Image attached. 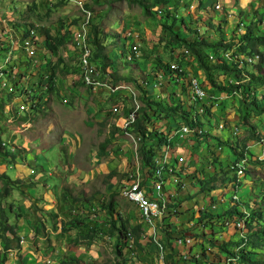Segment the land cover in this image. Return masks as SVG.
Here are the masks:
<instances>
[{"label":"rangeland","instance_id":"374dc122","mask_svg":"<svg viewBox=\"0 0 264 264\" xmlns=\"http://www.w3.org/2000/svg\"><path fill=\"white\" fill-rule=\"evenodd\" d=\"M192 1H172L166 6L176 17H183L186 28L183 29L177 22L174 29L181 30V33L184 31L189 39L194 38L191 33L194 30L200 33L208 31L214 38L229 39L232 28L239 24L242 29L249 21L256 19L253 12L255 13L257 8H252V14H247L248 18L237 13L233 18L227 17L225 23L222 19L216 23L211 20V14L214 13L212 6L202 10L204 12L200 11V15L196 8H191L192 5L196 7L198 2L191 5ZM242 3L246 1L242 0ZM262 4L258 12L264 24ZM82 9L91 13L87 32L91 34L94 26L96 27L115 73L126 77H140L138 66L141 72L154 75V81L143 86L150 97H156L163 104H166L167 100L175 103L180 100V92L171 94V86L161 79V68L155 60L156 54L160 53L165 60H169V49L163 48L168 36L162 32L155 20L148 19L141 12L139 6L124 0L111 1V4L105 0H0V44L3 45L0 47V54L11 51L14 58L9 62L7 70H12L15 77H20L23 84L31 88V101L34 102L25 112L18 113L20 93L5 92L6 84L0 82L2 95H11V99L6 103L9 110L5 109L0 114V140L8 144L5 146L8 152L9 145L15 147L14 152L6 157L2 155L6 150L0 151V165H14L19 162L29 171V175L25 176L18 173L17 168L15 172H11L14 166L7 167V174L11 179L23 182L19 189L25 194L22 195L15 188L12 195L1 202L3 205L14 201L18 206V214L8 206L5 207V212L9 223L18 228L16 234L19 236V247L8 251H3L0 247V264H115L117 261L123 264H195L192 258L201 260L203 247L211 249V252L215 251L221 259L230 261L225 254L218 252L216 246H210L208 240L220 243L222 239L229 238L226 233L227 218L222 214L223 211L238 204V209L246 214L248 209L240 203H250L252 198L261 192L264 193V163L250 162V159L264 161V118L259 117L253 129L255 139H242L249 131V121L242 116L248 113L249 108L247 104L240 103L249 99H245L238 91H217L208 82L194 75L196 65L190 55L181 54L183 48H179L177 54L174 53L177 59H187L181 61V67L185 68L186 76H192L199 81L204 92L202 97H196L191 90L181 95L183 105L190 111L191 117L199 115L203 125L185 133L181 130L183 122L164 119L162 111L155 107L148 110L151 122L157 130L167 135L181 133L172 135L170 139L171 149L167 150L169 158H166L165 164L172 171H162L163 183L159 192L166 201L165 209L161 218L153 220L156 234L150 239L151 229L148 230V224L141 220L137 205L122 194V188L133 176L130 173L143 178L136 153V135L130 128L117 132L111 137V142L105 150L100 148L105 137L111 134L117 116L125 115L135 103L142 105L140 96L144 93L128 78L114 83L107 75L103 77L107 85L93 89L77 77L78 57L73 47V36L74 31L83 23ZM224 11L223 8L221 12ZM205 24L210 29H203ZM224 24H227L226 29ZM127 26H131L132 31L131 36L129 35L132 41L129 39L128 42L137 43L139 48L137 60L130 62L126 60L128 50L118 42L128 32ZM263 28L264 25L260 24V29ZM45 31L61 40L62 44L54 51H50L45 43ZM160 38L161 41L158 42ZM26 40L36 46L35 58L40 62L39 66L27 58L24 44ZM89 43L92 47L90 39ZM237 47L236 42L221 52L222 56L229 60V55L238 53ZM239 57L242 58V55ZM209 60L212 61L213 58L210 57ZM128 63L133 66L130 67L131 64ZM175 64V60L171 61V65ZM246 66L247 71H253V65ZM4 75L10 77L11 74ZM245 79L236 83H248ZM230 80L233 78L228 75L225 81ZM129 90H132L135 96H130ZM256 93L264 97V87L257 89ZM214 102H217L218 106H214ZM228 138L238 151L242 148V142L239 140L246 142L245 150L243 148L245 159L236 160L228 144L220 145V140ZM236 141L240 147L235 144ZM165 151V146L155 148L154 157L159 164L163 161ZM26 152L31 153L23 158ZM36 152L40 155L36 158L37 161L34 159L38 156ZM51 153H54L53 158ZM236 162L240 168L237 172L232 170ZM41 165L45 167V177L37 178L30 169L42 171ZM221 169L229 170L231 175L238 174L240 184L236 190L226 191L219 188L205 192L202 196V193L198 192L197 179ZM111 172L114 174L109 177L108 173ZM52 179L58 185L57 188L50 183ZM153 180L149 178L145 188L153 194L149 196L156 198L158 193L157 190L152 191ZM64 186L67 204L62 200ZM111 194L115 209L122 217L128 218L131 225L140 224L144 231L145 238L142 243H146L147 259L143 262L137 261L132 246L125 251L123 258L117 257L113 239L107 234H102L99 239L86 245L73 243L75 229L61 231L60 221L73 219L77 214L81 217H91L89 224L96 225L104 213L95 206V202L106 200ZM75 197L80 199L75 201ZM85 197H94L91 209L86 203H82ZM174 204L176 206H173ZM198 209L218 212L219 217H209L198 223ZM92 210L97 212L96 216ZM160 223L170 224L173 230L189 227L188 238L185 241L174 240L171 250L164 247ZM97 226L102 233L107 229L103 222ZM237 227L241 235V226ZM231 228L229 231H232ZM255 228L256 224L253 229ZM223 232L226 233L225 238L220 236H223ZM206 255L210 257V253ZM256 259L264 261V250L258 251ZM199 264L225 263L217 259L214 263L200 261ZM230 264L243 263L233 260Z\"/></svg>","mask_w":264,"mask_h":264},{"label":"trees","instance_id":"16d2710c","mask_svg":"<svg viewBox=\"0 0 264 264\" xmlns=\"http://www.w3.org/2000/svg\"><path fill=\"white\" fill-rule=\"evenodd\" d=\"M111 1L113 2L115 0H105V2L108 4H111ZM124 1L129 4H135L139 6L141 12L146 17H148V19L155 20V23L160 26L162 32L168 36L167 42L164 43L163 48L169 49V60H165L162 53L156 54L155 60L161 68V79L163 78V80H165V82L171 86V94L180 92V100L176 103L167 100L166 104H163L162 102L158 101L156 97H150L146 90L143 89L142 84L147 85L150 84V82H153L154 75L151 76L149 73L146 74L141 72V69L137 65L136 66L141 73L139 78L136 76L126 77L123 75H118L113 69V64L109 61L108 52L105 49L101 39L98 37L99 32L97 31L96 27L94 26L91 34H88V39H90L92 43L91 59L97 62V67L101 70L102 76L106 77L108 75L110 79L114 80V83L126 80L127 78L132 79L133 84H135V86L144 93L143 96H140L143 104L137 108L135 118L127 128H130V131L136 135V153L138 156L139 171L142 173L143 178L141 179L133 173H130V175L133 176L130 180L128 179L129 181L127 180L128 182H126L127 184L125 185L131 183L137 177L139 178V185L141 187L146 186V181L149 178L157 180V177L155 176V148H162L163 146L171 145L170 139L172 136L168 137L164 132L159 131L154 127L151 122V117L148 114V110H152L151 108L155 107V109L162 111L164 119L181 121L189 129H195L196 127L201 128L203 125L199 115H194L191 117L190 111L183 105L184 101L181 95L190 90L192 76H186L185 68L181 67V64L183 63L181 61H185L187 59L184 57L183 59L176 58L177 55L175 54L178 53L179 48H183V52L181 53L182 55L187 56L186 54H188L190 55L191 60L194 61V64L196 65L195 67L197 68L194 72L196 77L208 82L210 86L221 93L238 91L245 96V99H249V101L242 100L240 103V105L247 104L249 108L248 113H245L242 116L246 121H249V131L246 137H242V139H255V133L253 129L258 123L259 117L264 118V97H260L256 93L257 89L264 87V28L260 29L259 22L262 21V19L258 9L255 8V13L253 12V15H256V19H252L248 22V24H245L242 28V31L238 30V24L232 31H230L229 39H225L223 37L214 38L208 31L200 33L197 30L191 31V33L194 34V38L189 39L187 38L184 31L181 33V30L174 29V25L177 22L183 27V29L186 28L184 26L185 22L183 17L181 15L176 17L173 12L166 8L169 3L178 0ZM197 1V8L201 7L202 0ZM202 10L205 9L202 8L198 11L200 15L202 14L201 12H204ZM220 21L221 20H218L217 22ZM223 22L225 23V20H223ZM205 27L207 30L210 29L207 24L203 26V29H205ZM45 34L47 38L45 43H47V47L50 51H54L58 45L62 44L60 39L49 35L48 31H45ZM127 34L120 38L118 42H120V44L132 54V59L130 61H133V59L137 60L136 57L139 55V48L137 47V50L132 49V46L136 43H129L128 40H131V35L129 36ZM129 34H132V31H129ZM160 41L161 38L158 42ZM236 42L238 43V53L229 55L227 57L229 60H227L222 56L221 52H224L228 48L232 47ZM113 43H115V41L112 42V44ZM240 55H242V58L239 57ZM255 55L259 56V58L256 63L251 64L254 66V69L253 71L252 69L247 71L246 65H248V62L245 60V58ZM210 57L213 58L212 61L209 60ZM173 60L176 61L175 66L171 65V61ZM129 66L132 67L133 65L131 64ZM241 68H243L242 70H245V73L241 71ZM228 75L232 76L233 80L226 82L225 80ZM245 78L248 80V83H236ZM14 91L20 93L19 91ZM4 96L5 95H2V92L0 91V114L4 110L6 103H8V101L11 99L10 94H8L6 97ZM129 111L130 110H128L127 113ZM120 131L124 130L118 126L112 125L111 134L105 137L104 141L100 144V148L105 150L108 143L111 142V137ZM174 135H181V133ZM244 140H239V142H242V145H240L242 148L239 146L238 141L235 143L238 147H240V151L235 148V145H233L229 138L225 139L224 141L220 140V145L222 143L228 144L227 146L231 148L230 150L234 153L236 160L243 158L245 159L243 148L245 150L246 142H244ZM4 150H6L5 147L0 145V151L3 152ZM3 153L4 154L2 155L4 157L12 154L7 150ZM248 154L250 156V153ZM167 158H169V154ZM250 162L253 164L264 163V161H252L251 159ZM7 167H9L8 163L7 165H0V247L3 251L12 250L19 247V236L16 234L18 228L15 224L9 223L7 214L5 212V207L8 206L11 211H14V213L18 214V211L16 210L18 206L14 203V201L10 202V204L3 205L1 202L2 200L9 198V196H11L13 193V189L15 188L18 189L22 195L25 194L21 189H19V186H21L23 182L17 179H11V177L6 173L8 171ZM233 167L234 169L232 170L236 172L238 169H240L237 165V162L233 165ZM113 174L114 172L108 173V176H113ZM196 182L199 186L198 192L203 193L204 196L209 191L219 188H224L226 191H234L236 190L237 185L240 184V178L237 173L231 175L229 170L221 169L218 172H214L212 174H208V176H203L202 178L197 179ZM197 184L195 183V185ZM65 190L66 187L64 186L62 189V200L67 204V196L64 195ZM115 192L117 191H113V193ZM256 197H259V200L252 198L250 203H240L248 209L246 214L238 209V204H234L230 209L223 211L222 214L227 218L226 233H228L229 236L227 240L222 239L220 243L208 240L210 246H216L218 252L225 254L226 258L228 257L230 261L228 259H221L219 255L215 253V251L211 252V249L203 247L204 250L201 249V260L197 259L196 257L192 258L195 264H199L200 261L201 263L208 261L214 263L217 261V259L225 264H230L233 260H237L243 264H264V261L256 259L258 251L264 250V193L261 192ZM79 199L80 198L75 197L74 200L78 201ZM39 200L41 199L39 198ZM93 202L94 197H85L82 201V203H86L88 205L89 209H91ZM95 204V206L104 213L102 217L103 219H98L97 224L103 222L107 226L105 232H100L97 224H89L91 217H81L78 214L73 219L66 221L61 220V231L66 232L68 230L75 229V236L72 238L73 243H85L86 245L91 244L95 239H99L102 234H107V236L109 235V237H112L113 239L114 251L117 257L123 258L125 251L132 246L138 262H143L145 259H147V252L145 251L146 243H142V240L145 238L142 227L140 224L131 225L128 218L122 217V215L115 209L113 194H111L106 200H96ZM257 205L260 207H256ZM173 206L176 205L174 204ZM93 212L96 216L97 212ZM197 213L198 223H202L206 218L209 217H219L218 212H213L206 209H198ZM160 224L163 233L161 240L164 243V247H169L171 250L173 249L172 244L174 240L178 242L180 240L185 241L188 238L187 231L189 227L185 229L173 230L170 224ZM255 224L256 228L253 229ZM238 225L241 226V235L239 232L240 229L237 227ZM154 227L156 226L154 225ZM229 228H231L232 231H229ZM226 233L223 232V236H220L225 238L224 235ZM149 238L151 239V236H149ZM206 253H210V260L208 259ZM115 264L123 263L117 261Z\"/></svg>","mask_w":264,"mask_h":264},{"label":"built area","instance_id":"2783aa9c","mask_svg":"<svg viewBox=\"0 0 264 264\" xmlns=\"http://www.w3.org/2000/svg\"><path fill=\"white\" fill-rule=\"evenodd\" d=\"M214 7L216 9H219V3L215 2ZM83 10V23L79 28H77L74 31L73 36V47L77 52L78 57V65H77V77L80 78V80L87 86H90L93 89H99L104 86H106V81L104 80L102 76L101 70L97 67V62L93 61L92 58V48L89 43L88 39V32H87V25H90V19H91V13L88 10ZM263 24V22H262ZM1 35V33H0ZM28 35H30L28 33ZM128 35H131L128 33ZM31 39L32 36L30 35ZM25 48H26V56L27 58L34 61V64L36 66L40 65V62L35 58L36 55V46L30 43V41H25ZM0 47H3L2 44H0ZM12 48V47H11ZM4 49V48H1ZM132 49L137 50V43L132 46ZM1 53V52H0ZM14 57L11 54V51H6V53L0 54V82H4L6 84L5 92H13L14 90L19 91V102H18V113H23L25 110L28 109V106L30 107L33 105V101H31V94L32 90L28 87L27 84H23V81L20 79V77H15L12 73V70L8 71L7 66L9 62ZM259 56L255 55L252 57H247L245 60L248 62V65L254 64L257 62ZM132 59V54L128 53L126 56V60L130 61ZM174 66V65H173ZM11 74L10 77H7L4 74ZM145 86V84H142ZM191 92L196 97H202L204 95V92L202 91V88L200 86V83L197 79L191 78ZM130 96H135L134 92L132 90H129ZM214 106H218L217 102L213 103ZM139 106L137 103H135L134 106L130 108V111L126 113L125 115L120 114L117 117V121H115V125L120 127L121 129L125 130L129 127V125L133 122L135 118L136 110ZM9 110V105H5L4 111ZM181 130L183 132H188L189 128L182 125ZM0 145L2 147H5L8 145L5 141L1 140ZM10 150L14 151L15 147L9 145ZM170 149L169 146H165V153L163 155V161L159 164L157 158L155 157V163H156V169H155V176L157 177V180L152 181V191L157 190L158 197L154 198L147 194V189L144 187H141L139 185V178L137 177L134 179L131 183L128 185H125L122 188V194L127 199L132 201L134 204L137 205L140 213L141 220L148 224V230L150 231L151 239L153 235L155 236V227L153 224V220L157 218H161L162 212L165 209V200L162 197V194L159 192L162 189V171L164 169L168 170L169 172L172 171L171 168H167L165 164V160L168 156L167 150ZM240 172V171H239ZM154 238V237H153Z\"/></svg>","mask_w":264,"mask_h":264},{"label":"crops","instance_id":"0c3cea01","mask_svg":"<svg viewBox=\"0 0 264 264\" xmlns=\"http://www.w3.org/2000/svg\"><path fill=\"white\" fill-rule=\"evenodd\" d=\"M183 0H181V2H182ZM246 1V3H242V0H202V5H201V7H198L197 8V6L196 7H194L195 5H192L193 4V2L195 3V2H198L197 0H193L190 4L193 6V7H191L192 8V10L194 9V8H196V11L198 12L199 11V9H202V7L204 8V9H207L208 7H210L211 8V6H212V8L214 9V13H212L211 14V20L212 21H214V22H216L217 23V21L218 20H227V17H234V15L235 14H237V13H239V14H242V15H244L245 16V18H248L247 17V14H252V8H259V6H261V3H263L262 5H264V0H243V2H245ZM255 1H258V2H255ZM215 2H218L219 3V6H220V8L219 9H215L214 8V3ZM198 5V4H197ZM223 8H224V12H221V10H223ZM244 13V14H243ZM230 23V22H229ZM226 25L227 24H224V26L223 27H225V29H226ZM127 28H129L127 31H128V33H129V31H130V28H131V26H127ZM127 28H125V29H127ZM232 30H233V28H232ZM231 31V30H230ZM242 31V30H241ZM227 32V31H226ZM127 34V33H126ZM125 34V35H126ZM228 34V33H227ZM128 35V34H127ZM137 78H139V76H137ZM23 115V114H22ZM166 135H167V133H166ZM172 135H174V134H169V135H167L168 137H171ZM170 147V149H171V145L169 146ZM29 153H31V152H26V154L24 153L23 154V158H26L27 156H28V154ZM36 154L38 155L37 157H35L34 159L37 161V159L36 158H39V154H38V152H36ZM45 155H46V153H45ZM33 157H34V155H33ZM45 157V156H44ZM51 157L53 158L54 157V153H51ZM17 158H18V156H17ZM18 165H21V163H19V162H16L14 165H10V163H9V167L11 166H14V169H12L11 170V172H15V170H16V168H17V172L18 173H20V174H24L25 176L26 175H29V171H28V168H26L23 164L21 165V167H18ZM41 168H42V171H40L39 169L38 170H36V168H31L30 170H32V174H34L35 176H37V178H41V176H44V174H43V172H45V167L44 166H42L41 165ZM42 172V173H41ZM6 173H8V171L6 172ZM45 177V176H44ZM48 182V180H46V183ZM50 183H53V186L54 187H58V185H56V183H54V180L52 179V181L50 182ZM49 183V184H50ZM146 186H148V184H146ZM147 194L148 195H153V194H151V192H147ZM202 196H203V193L201 194ZM256 198V200H259V197H255ZM166 202V201H165ZM208 259L210 260V257H208Z\"/></svg>","mask_w":264,"mask_h":264},{"label":"clouds","instance_id":"9594fccd","mask_svg":"<svg viewBox=\"0 0 264 264\" xmlns=\"http://www.w3.org/2000/svg\"><path fill=\"white\" fill-rule=\"evenodd\" d=\"M214 8H215V7H214ZM215 9H216V8H215ZM259 24L264 25V24H262V21H260ZM261 28H262V27H261ZM238 30H242L241 27H240V25H239V29H238ZM12 152H14V151H11V150H10V153H12ZM146 184H147V183H146Z\"/></svg>","mask_w":264,"mask_h":264},{"label":"bare ground","instance_id":"6f19581e","mask_svg":"<svg viewBox=\"0 0 264 264\" xmlns=\"http://www.w3.org/2000/svg\"><path fill=\"white\" fill-rule=\"evenodd\" d=\"M252 57V56H251Z\"/></svg>","mask_w":264,"mask_h":264}]
</instances>
